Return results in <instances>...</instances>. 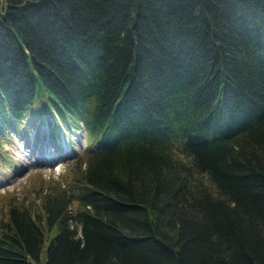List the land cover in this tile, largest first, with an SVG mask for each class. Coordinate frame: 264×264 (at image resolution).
<instances>
[{
  "label": "trees",
  "instance_id": "1",
  "mask_svg": "<svg viewBox=\"0 0 264 264\" xmlns=\"http://www.w3.org/2000/svg\"><path fill=\"white\" fill-rule=\"evenodd\" d=\"M41 124L88 144L0 264H264V0H0V171Z\"/></svg>",
  "mask_w": 264,
  "mask_h": 264
},
{
  "label": "rangeland",
  "instance_id": "2",
  "mask_svg": "<svg viewBox=\"0 0 264 264\" xmlns=\"http://www.w3.org/2000/svg\"><path fill=\"white\" fill-rule=\"evenodd\" d=\"M37 126L30 127L26 133H13V144H8L13 162L0 171V218L9 201L26 199L37 205L41 189L50 187L48 180L66 176L75 162L73 159L88 144L83 129L60 128V138L50 139L44 130L46 124ZM46 258L47 243L36 264H45Z\"/></svg>",
  "mask_w": 264,
  "mask_h": 264
}]
</instances>
